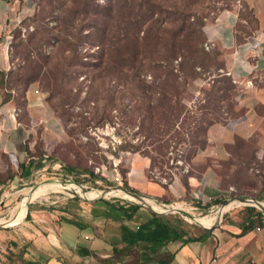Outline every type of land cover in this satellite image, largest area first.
Wrapping results in <instances>:
<instances>
[{"label":"crops","instance_id":"obj_1","mask_svg":"<svg viewBox=\"0 0 264 264\" xmlns=\"http://www.w3.org/2000/svg\"><path fill=\"white\" fill-rule=\"evenodd\" d=\"M243 2L252 10L254 21L241 15L242 3H234L203 26L207 42L221 50L224 68L238 86L239 113L208 128L207 145L193 160L211 165L199 177H189V192L179 179L150 178L148 165L129 167L125 181L143 200L128 190H114L126 192L142 204L138 220L125 221L133 229L151 211H158L155 206L172 210L176 201L197 198L203 205L229 196L217 166L231 156L230 145L239 144L264 163V0ZM36 5V0H0V216L11 212L17 197L25 196L9 220H0V264H133L142 250L126 248L120 241V222L113 216L121 212L102 198L80 201L54 194L27 203L33 183L49 173L61 174L53 149L64 133L61 118L37 85L29 84L21 92L4 85L12 70L8 33L29 18ZM22 205L24 216L17 219ZM260 209L262 216L251 228L243 230L249 223L244 211L231 214L206 227L207 233L196 234L205 233L201 239L170 241L157 258L139 264H159V258H169L167 264H264V209Z\"/></svg>","mask_w":264,"mask_h":264},{"label":"rangeland","instance_id":"obj_2","mask_svg":"<svg viewBox=\"0 0 264 264\" xmlns=\"http://www.w3.org/2000/svg\"><path fill=\"white\" fill-rule=\"evenodd\" d=\"M90 1L93 3V0ZM95 1L101 5L111 1L113 4L112 15L108 17L102 11L101 14H96L95 6L92 7L91 13L85 14L83 12L84 3L78 1L74 3L72 0H36L37 5L34 13L8 33L12 70L4 85L8 88L16 89L17 92H21L29 84L37 85L39 90L45 94L49 105L61 118L64 126L63 137L53 149L54 157L69 165L81 168L90 167L107 179L99 178L93 182L89 175L85 173L73 172L66 175L61 168V174L49 173L39 179L37 183H33V188L27 195L28 204L43 201L45 200L44 198L47 199L54 194H64L65 196L78 198L80 201L118 198L125 202L135 203L134 200L136 198L132 200L124 198L120 193H109L110 190L117 188L125 191L123 184L130 166L134 164L140 167L148 165V176L150 178L154 177L153 179L167 182V179L161 175L160 168L157 167L154 172H150L152 158L166 172H170V169L166 167L167 165L175 166V164H179L184 166L185 172L190 169L197 173V169L205 164L193 160L196 150H192L193 147L189 142L178 145L170 144L165 155L153 149L158 144H141V150L143 152L148 150L150 155L136 151V146L144 140V135L140 132L137 133L139 131V119L137 124L132 125L133 121L135 122V118L131 120L130 115L124 114L119 109L112 111L114 118L111 122H106L102 126H82L81 121L84 117H89L88 110L90 108L86 106L83 99L90 89V77L88 76H90L93 68L92 65L84 66L83 64L95 61L99 54L102 51H106L111 44H123L124 40L120 38L125 37V33L130 34L135 31L137 33V30L138 34L143 33L141 25L135 23V20L139 17L136 12L138 10L137 3L140 0ZM242 1L160 0L164 7L163 16L168 22V27L176 31L179 30L178 27L186 20L191 21L194 18H201L205 23L206 20L212 18L220 10L231 7L234 3L240 4ZM99 10L102 9L99 8L97 11ZM244 14L247 15L246 12ZM74 16L76 18L73 20ZM70 23H74L76 26L73 32L80 35L74 56H72L73 53L70 49H67V44L57 43L52 39L55 35L62 38L64 33L67 32ZM109 23L110 26H108ZM129 36L132 37L131 34ZM204 46L207 51L212 53L216 63L223 64L222 52L218 47L210 46V48H206V43ZM178 61L179 59L175 62L177 63ZM38 64L42 65V69L37 80L27 82L18 79L23 74L28 75V69L36 67ZM197 70L200 74L189 83L188 90L185 93V101L188 104H194L198 98L203 97L202 89L209 91L212 89L209 72H205L200 67H197ZM57 80L59 83L62 82L61 88L65 92L70 89L72 92L79 94L77 98L71 97L68 103L65 104L64 109H67L69 114L64 116H60V113L54 107V105L57 106L59 112H62V106L58 105L61 101L60 96L54 95L52 91L47 90L48 88H52L54 91L59 90L60 86L55 83ZM219 84L221 85L222 83ZM114 85H116L117 95L120 96L116 103L119 106L131 104V98L126 95L129 89L126 81L119 79L117 84L114 83ZM97 88L99 91L103 90L100 86H97ZM233 90L235 94L224 106V109L229 111L228 115H224L228 119L235 117L239 113L236 110L238 87ZM144 121L146 122V119ZM170 135L171 132L166 137ZM94 141L98 144H90L94 143ZM93 147H97L98 150L88 153L87 150ZM240 147L237 143L230 145L231 156L226 160L220 161L217 166L222 186L230 192V195L226 197L228 199L226 203L204 210L202 208H194L193 206L197 204L191 201L187 203L173 202V206H171L172 212L183 213L180 216L186 222V227L191 234H199V232L206 229L205 226L195 221L193 216L199 217L207 213L215 214L217 216L213 224L215 225L221 219H227V216L231 214L241 215L247 204L242 202L240 198H250L259 200L261 203L264 202V163L254 154ZM161 162L164 165H161ZM173 171H176V167L173 168ZM165 174L163 175L166 176ZM75 180L80 182H75ZM51 183H61L62 186L50 187L43 194L33 196V192L39 186ZM36 184L37 186H35ZM86 192H95L96 196L89 198L85 195ZM24 197V195L17 197L13 205L20 206V202ZM233 201H240L241 203H234ZM228 204H231L230 207L220 214L218 207ZM15 207L12 208L11 212L1 213L0 220H9L14 210H17ZM175 208L176 211H174ZM164 209L166 208L159 207L158 211L164 212Z\"/></svg>","mask_w":264,"mask_h":264},{"label":"trees","instance_id":"obj_3","mask_svg":"<svg viewBox=\"0 0 264 264\" xmlns=\"http://www.w3.org/2000/svg\"><path fill=\"white\" fill-rule=\"evenodd\" d=\"M77 1L84 3L83 12L85 14L91 13L92 7L95 6L96 14H101L102 11L108 17L112 15L113 4L111 1L101 5L95 0L93 3L90 0H72L74 3ZM241 3L243 9L241 15L249 18L251 22L254 21L252 10L245 2ZM99 8L102 10L97 11ZM137 9L136 14L139 17L135 23L141 25L143 33L138 34V30L137 33L136 31L131 32L132 37L125 33V37L120 38L125 41L123 44H111L106 51L99 54L95 61L83 64L84 66L92 65L93 68L88 76L90 77V89L83 99L86 106L90 108L88 110L89 117H84L81 121L82 126H102L106 122H111L114 118L112 111L119 109L124 114L130 115L131 120L135 118L132 125L137 124L139 119L137 133H142L144 140L136 146V151L143 152L140 148L141 144H158L153 149L165 155L170 144L178 145L189 142L193 147L192 150L197 152L207 145L208 128L216 122L225 123L228 119L224 115H228L229 111L224 109V106L235 94L233 89L238 86L226 72L224 64L216 63L212 53L205 49L204 45L207 43V39L203 31L204 22L201 18L184 21L176 31L168 27V22L163 16L164 7L160 0H140L137 3ZM75 18L76 16L73 17V20ZM68 27L62 38L55 35L52 39L57 43L67 44V49H70L74 56L80 35L73 32L76 27L74 23H70ZM239 28L247 34L251 33L242 25H239ZM243 40L244 37L240 35L239 41ZM178 59L179 61L176 63L175 61ZM197 67L209 72L212 89L210 91L202 89L203 97L198 98L194 104H188L185 101V93L189 83L200 74ZM41 69L42 65L38 64V66L28 69V75L23 74L18 79L33 82L39 78ZM119 79H124L129 87L126 95L131 98L132 103L126 106H119L116 103L120 96L117 95L114 83L117 84ZM55 83L60 86L59 90L54 91L52 88L47 90L60 96L61 101L58 105L62 106V112H59L57 106L54 105V107L60 116H64L69 114L68 110L64 109L65 104L71 97L77 98L79 94L70 89L65 92L61 88L62 82L59 83L57 80ZM97 86L103 90L99 91ZM170 132L171 135L166 137ZM90 144L98 143L94 141ZM96 149L97 147L89 148L87 152L91 153ZM143 153L150 155L148 150ZM57 160L66 175L80 172L89 175L93 182L99 178L107 180L90 167L81 168ZM161 165L164 163L161 162ZM210 165L211 162L208 161L197 169V173L190 169L185 172L183 165H167L170 172H166L152 158L150 172H154L157 167L160 168L161 175L167 179V182L179 179L189 192V177H199ZM175 167L176 171H173ZM164 173L166 176L163 175ZM75 182L80 181L75 180ZM123 188L132 193H138L126 181ZM102 200L108 206L121 212L120 216H113L120 222V241L125 244L126 248L138 247L142 250L141 256L134 260L133 264L157 258L160 250L170 241L199 240L207 233V229H205L203 235L191 234L186 227V222L180 216L183 214L182 212L151 211L150 215L139 220L138 227L133 229L125 221L138 220L137 212L141 203L125 202L118 198H102ZM227 200V198H217L210 203L201 205V201L196 198L194 203L199 208L208 210L218 204L226 203ZM244 212L245 221L249 223L243 230L251 228L252 223L259 220L263 213L260 208L253 205H247ZM158 261L159 264H167L169 258H159Z\"/></svg>","mask_w":264,"mask_h":264},{"label":"bare ground","instance_id":"obj_4","mask_svg":"<svg viewBox=\"0 0 264 264\" xmlns=\"http://www.w3.org/2000/svg\"><path fill=\"white\" fill-rule=\"evenodd\" d=\"M62 186L61 183H51V184H46V185H42V186H39L37 190H35V192H33V196H37V195H40V194H43L45 191L48 190V188L50 187H60ZM110 193H115V194H121L127 198H130V199H133L132 195L126 193V192H123L121 190H110ZM49 195V194H48ZM85 195L87 197H95L96 196V193L95 192H86ZM83 196V195H82ZM119 197V196H118ZM234 203H241L240 201H233ZM264 204V203H263ZM181 205V204H180ZM231 205V204H230ZM230 205H226V206H223V207H220V209L218 210V212L221 214L223 211H225L226 209H228L230 207ZM177 207V206H176ZM155 208H159L158 206H155ZM163 208V207H162ZM173 208V207H172ZM219 208V207H218ZM176 209V208H175ZM217 209V208H216ZM192 210V209H191ZM215 210V209H214ZM24 213H25V205H22L21 208L16 212V215H17V219H20L24 216ZM216 213V212H215ZM217 216L215 214H206V215H202V216H199V217H196L195 218V221H197L199 224H201L202 226H205V227H211L213 224H214V221L216 220Z\"/></svg>","mask_w":264,"mask_h":264},{"label":"water","instance_id":"obj_5","mask_svg":"<svg viewBox=\"0 0 264 264\" xmlns=\"http://www.w3.org/2000/svg\"><path fill=\"white\" fill-rule=\"evenodd\" d=\"M131 194L143 200V198L141 196H139L138 194H134V193H131ZM240 200L242 202L246 203L247 205H254V206H258V207L264 209V206L262 205V203L259 200H253V199H250V198H240ZM219 209L220 208H218V210ZM174 211H176V209ZM193 218L195 219L196 217L193 216Z\"/></svg>","mask_w":264,"mask_h":264},{"label":"built area","instance_id":"obj_6","mask_svg":"<svg viewBox=\"0 0 264 264\" xmlns=\"http://www.w3.org/2000/svg\"><path fill=\"white\" fill-rule=\"evenodd\" d=\"M8 39H9V36H8ZM10 42V41H9ZM210 44L207 42L206 43V48H210ZM163 211H165V212H172V210H168V209H164Z\"/></svg>","mask_w":264,"mask_h":264}]
</instances>
